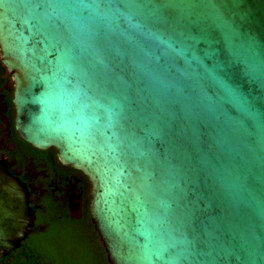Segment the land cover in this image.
Returning <instances> with one entry per match:
<instances>
[{
	"label": "water",
	"instance_id": "water-1",
	"mask_svg": "<svg viewBox=\"0 0 264 264\" xmlns=\"http://www.w3.org/2000/svg\"><path fill=\"white\" fill-rule=\"evenodd\" d=\"M0 54L109 264H264V0H0ZM34 220L0 161V260Z\"/></svg>",
	"mask_w": 264,
	"mask_h": 264
},
{
	"label": "flooded vegetation",
	"instance_id": "flooded-vegetation-1",
	"mask_svg": "<svg viewBox=\"0 0 264 264\" xmlns=\"http://www.w3.org/2000/svg\"><path fill=\"white\" fill-rule=\"evenodd\" d=\"M14 87L13 77L0 54V161L29 187L30 207L35 217L31 233L21 247L1 259L0 264H53L41 257L32 260L28 255L30 242L49 232L50 216L60 223H73L75 229L82 231L83 243H88L94 253V263L109 264L90 216L91 187H88L87 176L62 165L57 152V161L51 160L34 152V148L20 138L15 126ZM39 217H44L45 222L38 223ZM78 259L80 264H87L85 258Z\"/></svg>",
	"mask_w": 264,
	"mask_h": 264
},
{
	"label": "trees",
	"instance_id": "trees-1",
	"mask_svg": "<svg viewBox=\"0 0 264 264\" xmlns=\"http://www.w3.org/2000/svg\"><path fill=\"white\" fill-rule=\"evenodd\" d=\"M33 151L57 161L56 150L54 149L45 152L35 149ZM86 180L90 188L91 183L87 177ZM51 218L49 232L46 235L35 237L30 242L29 249L31 252L28 255L32 257V260L41 257L44 260L52 261L53 264H80L78 257H83L87 264H96L93 261L94 253L89 249L88 243H83L81 240L83 238L82 231L75 229L73 223H60L55 221L52 216H50ZM43 222H45V218L39 217L38 223Z\"/></svg>",
	"mask_w": 264,
	"mask_h": 264
}]
</instances>
